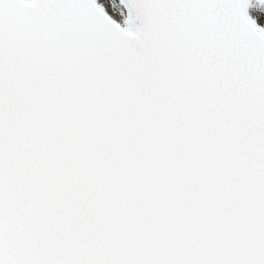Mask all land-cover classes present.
<instances>
[{
  "label": "snow or ice",
  "instance_id": "6c2138e0",
  "mask_svg": "<svg viewBox=\"0 0 264 264\" xmlns=\"http://www.w3.org/2000/svg\"><path fill=\"white\" fill-rule=\"evenodd\" d=\"M0 264H264V0H0Z\"/></svg>",
  "mask_w": 264,
  "mask_h": 264
}]
</instances>
